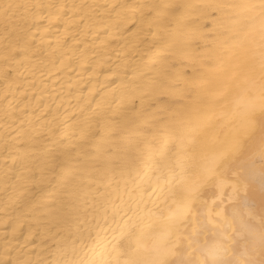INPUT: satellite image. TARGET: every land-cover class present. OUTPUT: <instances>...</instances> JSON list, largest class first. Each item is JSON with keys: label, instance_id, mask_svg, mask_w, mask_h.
Returning <instances> with one entry per match:
<instances>
[{"label": "bare ground", "instance_id": "6f19581e", "mask_svg": "<svg viewBox=\"0 0 264 264\" xmlns=\"http://www.w3.org/2000/svg\"><path fill=\"white\" fill-rule=\"evenodd\" d=\"M0 264H264V0H0Z\"/></svg>", "mask_w": 264, "mask_h": 264}]
</instances>
